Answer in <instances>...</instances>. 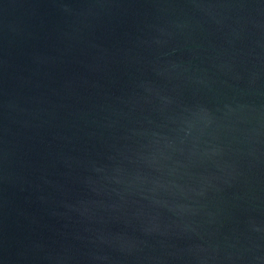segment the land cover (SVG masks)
<instances>
[{"label":"water","instance_id":"95a60500","mask_svg":"<svg viewBox=\"0 0 264 264\" xmlns=\"http://www.w3.org/2000/svg\"><path fill=\"white\" fill-rule=\"evenodd\" d=\"M0 264H264V0H0Z\"/></svg>","mask_w":264,"mask_h":264}]
</instances>
